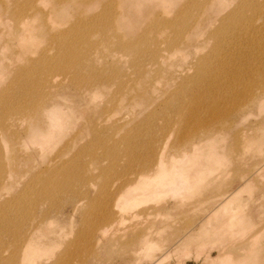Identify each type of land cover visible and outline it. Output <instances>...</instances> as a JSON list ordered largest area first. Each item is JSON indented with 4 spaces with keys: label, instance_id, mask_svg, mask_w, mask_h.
Here are the masks:
<instances>
[{
    "label": "rangeland",
    "instance_id": "obj_1",
    "mask_svg": "<svg viewBox=\"0 0 264 264\" xmlns=\"http://www.w3.org/2000/svg\"><path fill=\"white\" fill-rule=\"evenodd\" d=\"M258 83L264 0H0V264H264Z\"/></svg>",
    "mask_w": 264,
    "mask_h": 264
},
{
    "label": "bare ground",
    "instance_id": "obj_2",
    "mask_svg": "<svg viewBox=\"0 0 264 264\" xmlns=\"http://www.w3.org/2000/svg\"><path fill=\"white\" fill-rule=\"evenodd\" d=\"M254 7H256L255 6V4H252ZM242 19V18H241ZM241 19L239 20V21H236V23L235 24H239L240 23V21H241ZM249 21H251L250 19H249ZM165 24H168V25H170V24H173L171 21H165L164 22ZM250 24H251V22H250ZM249 24V25H250ZM243 27L242 26H240L239 25V29H242ZM216 35V38H217V36H218V38L220 37V30H219V32H217V34H215ZM138 42V40H136V43ZM123 48H126V49H134L135 48V44H134V42L132 41V40H130V42H123V44L121 45ZM142 49H139V55L141 54L142 55ZM164 54H166L165 52H163ZM153 56H152V59L155 61V63L156 64H158V66H157V71L158 70H160V69H164V67H165V60H164V54H160L159 52H157V51H152V53H151ZM207 57V56H206ZM205 57V58H206ZM205 58L204 59H199L200 61H201V63L200 62H198L197 63V65H198V68H199V74L196 76V77H187L185 80H188L190 83H200L201 82V80H203L204 79V77L203 76H205V73L208 71L207 69H206V66H201V64H202V62H203V64L202 65H204L205 64V62H207V60H205ZM208 58V57H207ZM205 60V61H204ZM79 64V63H78ZM206 65V64H205ZM215 70V69H214ZM246 70V69H245ZM244 70V71H245ZM238 71V70H237ZM211 72H216L215 74H217V69H216V71H211ZM210 72V73H211ZM247 72H249V70L247 71ZM253 72V71H252ZM257 72V71H256ZM243 73H245V72H243ZM206 74H208V73H206ZM249 74H252V73H249ZM263 74V73H262ZM200 75H202V76H200ZM213 75V74H212ZM208 76V75H207ZM211 76V75H210ZM251 76V75H250ZM236 79H238V78H236ZM254 80V79H253ZM258 81H259V79H257ZM262 81V80H261ZM237 82H238V80H237ZM260 82V81H259ZM258 87H259V89L261 90V93L262 94H260V95H262V96H259V97H256L255 95H254V93L251 91V86H249V87H247V92H248V96L246 97V95H245V93L243 92V91H241L240 90V92L239 93H237L236 94V92L234 93V94H231L232 96H229V97H232V99H231V101L230 102H227L226 103V101H224V102H217V101H215V102H217L216 104V109L214 110V111H211V113L208 115V117L211 119V122H217V120H222L223 121V119L224 120H226L227 119V117H229L233 112H236L239 108H242V107H240L241 105H244L245 106V104H252V103H254V102H262V101H264L263 100V96H264V85L263 84H261V83H258ZM183 90V89H182ZM181 92H183V91H181ZM187 92V91H186ZM190 94V93H189ZM223 95H226V94H224L223 93ZM219 96V95H218ZM234 96V97H233ZM195 98V95L194 94H191V98ZM228 97V98H229ZM216 99V98H215ZM230 100V99H229ZM226 103V104H225ZM240 110H243V108L242 109H240ZM209 119V120H210ZM196 121V120H195ZM203 121H206V120H204L203 119ZM203 121L201 122V120H199V121H197V123H195L196 125L195 126H202V124H203V128L202 127H200L201 129H203L202 130V134H205V135H209V132H210V130L209 129H207L206 128V126H207V124H204L203 123ZM221 122V121H220ZM194 123H193V126H194ZM206 123H208V122H206ZM209 126H211L210 124H208ZM226 125V123H221V126L220 127H222V128H224V126ZM191 126H192V124H191ZM196 128H199V127H196ZM192 129V128H191ZM190 131V130H189ZM193 132H194V130H193ZM192 131H191V133H193ZM196 132V131H195ZM198 132H199V130H198ZM200 132H201V130H200ZM199 132V133H200ZM187 133V132H186ZM188 134V133H187ZM187 134H183L182 135V137H186L185 135H187ZM194 134V133H193ZM197 134V133H196ZM195 134V135H196ZM188 135H190V133L188 134ZM188 138V137H187ZM186 138V139H187ZM190 138H191V135H190ZM183 139V138H182ZM201 141V138L200 137H198L197 138V141H194V139L192 138V140H183V145H186V146H188V147H192V148H195V146L197 147V144H199L198 142H200ZM0 143L3 145L2 147L3 148H6V145H5V141L3 140V138L0 136ZM181 149V148H180ZM1 162V161H0ZM64 163H65V161H64ZM154 164H156L155 166L156 167H154L155 169L153 170H150L151 168L149 167V169H148V167H147V170H145L144 169V172H141L140 174L141 175H138L137 176V178H136V180H135V178H134V181L133 182H131V184H128V182H127V186L126 187H124V188H126L125 190H124V192H122L121 191V196L123 197V196H129L128 198L127 197H125L126 198V200H129V199H135L136 197H138L139 195H143V194H148V196H150V195H152V194H155V192L157 191V190H159L160 188H161V186L162 185H165V184H167V183H169L170 181H172V180H164V181H156L157 183H155V184H153V186H152V188L150 187H145V188H139V185H140V182L139 181H141L142 180V178L143 177H145V178H148V177H150V178H153V177H156L157 175L156 174H159V173H161V172H165V170H163V167H165L167 164L166 163H164V162H161V160L158 158V160L157 161H155V163ZM73 166V165H72ZM152 168H153V165L151 166ZM170 170V173L171 174H173V175H177L176 176V180L178 179H181L182 177H181V173H182V169H180V168H177V167H174V168H171V169H169ZM188 170H190V169H188ZM187 175V174H186ZM153 176V177H152ZM14 179V178H13ZM132 179H130L129 180V182L131 181ZM173 181H174V179H173ZM172 181V182H173ZM42 184L44 183V179H41V181H40ZM4 183V186H6V182H4V181H2V180H0V186H1V184H3ZM120 184V183H119ZM122 184V183H121ZM134 184H135V186H134ZM118 186H120V185H118ZM44 189H46L47 187L44 185V187H43ZM116 188H118L117 186H116ZM180 188V187H179ZM179 188H177V189H179ZM0 189H1V187H0ZM115 189V188H114ZM173 189V188H172ZM120 190V189H119ZM123 190V189H122ZM15 191H16V188H15ZM111 191V190H110ZM114 191V190H113ZM116 191V190H115ZM14 192V191H13ZM49 192L50 193H52L53 192V190L52 189H50L49 190ZM116 192H118V191H116ZM107 193V192H106ZM112 193V192H111ZM110 193V194H111ZM109 194V195H110ZM87 195V194H86ZM235 195H233V196H231V197H229L227 200H225V202L223 203V205H224V208H226V206L228 207L229 206V204H231V202H232V198L234 197ZM108 198H111L110 196H108ZM116 198V197H115ZM117 199V198H116ZM150 199V198H149ZM0 200H1V196H0ZM3 203H1V205H2ZM79 204H81V202H79ZM228 204V205H227ZM78 205V204H77ZM108 205V204H107ZM114 206H118V201H116V202H114V204H113ZM113 205H111L110 206V210H111V208H114L113 207ZM77 207V206H76ZM107 207V206H106ZM115 209V208H114ZM3 229H4V227H3ZM105 229L106 228H104L103 230L105 231ZM6 230V229H5ZM104 231H102V232H104ZM222 232H224V231H222ZM222 232H220V233H222ZM220 233H217V234H220ZM225 234V233H224ZM224 236V235H223ZM219 254H222V252L221 251H219ZM212 256V255H211ZM206 259H208V258H206ZM178 264H180V263H178Z\"/></svg>",
    "mask_w": 264,
    "mask_h": 264
}]
</instances>
